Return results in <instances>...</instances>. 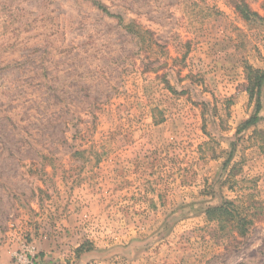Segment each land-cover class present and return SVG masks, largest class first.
<instances>
[{
  "label": "rangeland",
  "instance_id": "rangeland-1",
  "mask_svg": "<svg viewBox=\"0 0 264 264\" xmlns=\"http://www.w3.org/2000/svg\"><path fill=\"white\" fill-rule=\"evenodd\" d=\"M254 70L264 0H0V264H264Z\"/></svg>",
  "mask_w": 264,
  "mask_h": 264
},
{
  "label": "trees",
  "instance_id": "trees-1",
  "mask_svg": "<svg viewBox=\"0 0 264 264\" xmlns=\"http://www.w3.org/2000/svg\"><path fill=\"white\" fill-rule=\"evenodd\" d=\"M99 8L104 11V12H108V9L103 6V5H99ZM247 15H250V12L246 13ZM252 14V13H251ZM252 73V75H251ZM250 73V86H249V92H250V98L251 100H256V110L255 113L250 117V119H248L247 121H245L240 129L238 130V133L252 127V126H256L260 120L261 117L259 116L260 111L262 110V104H261V92H262V87H263V83H264V71L261 70H254L251 71ZM232 154V152H231ZM232 157V155H230V158ZM237 211L236 209L233 210V203L232 202H225L223 203V205L215 207L213 209H209L207 211V214L210 218H214V219H220L223 216L226 218H234V212Z\"/></svg>",
  "mask_w": 264,
  "mask_h": 264
}]
</instances>
